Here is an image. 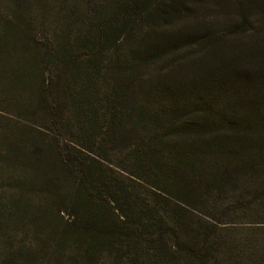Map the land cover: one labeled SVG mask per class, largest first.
Listing matches in <instances>:
<instances>
[{"label": "trees", "instance_id": "trees-1", "mask_svg": "<svg viewBox=\"0 0 264 264\" xmlns=\"http://www.w3.org/2000/svg\"><path fill=\"white\" fill-rule=\"evenodd\" d=\"M0 264H264V0H0Z\"/></svg>", "mask_w": 264, "mask_h": 264}]
</instances>
